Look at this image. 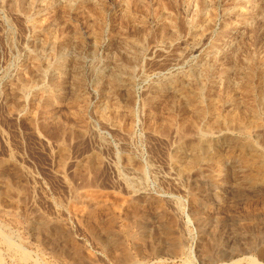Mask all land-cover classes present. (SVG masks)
<instances>
[{
    "label": "rangeland",
    "instance_id": "obj_1",
    "mask_svg": "<svg viewBox=\"0 0 264 264\" xmlns=\"http://www.w3.org/2000/svg\"><path fill=\"white\" fill-rule=\"evenodd\" d=\"M263 7L0 0V228L30 254L22 260L0 238L3 262L203 264L190 253L209 248L204 264L230 262L225 249L264 264V185L248 183L261 169L242 148L247 135L264 161ZM196 69L204 101L191 93ZM202 137L221 148L189 167L179 150Z\"/></svg>",
    "mask_w": 264,
    "mask_h": 264
},
{
    "label": "bare ground",
    "instance_id": "obj_2",
    "mask_svg": "<svg viewBox=\"0 0 264 264\" xmlns=\"http://www.w3.org/2000/svg\"><path fill=\"white\" fill-rule=\"evenodd\" d=\"M32 1V0H31ZM138 1V0H137ZM64 3V2H63ZM66 3V2H65ZM72 3V2H71ZM139 3V2H138ZM202 3V2H201ZM256 3V2H255ZM30 4V3H29ZM75 4V3H74ZM73 4V5H74ZM97 4H99V3H97ZM191 4V3H190ZM141 5V4H140ZM144 5V4H143ZM76 6V5H75ZM26 7V6H25ZM29 7V6H28ZM189 7H191V6H189ZM203 7V6H202ZM214 7V6H213ZM192 8V7H191ZM264 8V7H263ZM69 9V8H68ZM67 9V10H68ZM72 9V8H71ZM198 10V9H197ZM69 11V10H68ZM90 11V10H89ZM98 11H99V9H98ZM104 11V10H103ZM246 11V10H245ZM28 12V11H27ZM34 12V11H33ZM70 12V11H69ZM128 12V11H127ZM231 12V11H230ZM95 13V12H94ZM198 13V12H197ZM244 13V12H243ZM97 14H99V13H97ZM190 14V13H189ZM242 14V13H241ZM89 15V14H88ZM142 16V15H141ZM146 16V15H145ZM169 16V15H168ZM207 16V15H206ZM27 17V16H26ZM89 17V16H88ZM170 17V16H169ZM106 18V17H105ZM33 19V18H32ZM201 19H203V18H201ZM29 20V19H28ZM96 20V19H95ZM136 20V19H135ZM138 20V19H137ZM141 20V19H140ZM32 21H34V20H32ZM35 21H37V20H35ZM100 21H102V20H100ZM133 21H134V19H133ZM142 21H143V19H142ZM256 21V20H255ZM98 22V21H97ZM137 22V21H136ZM198 22V21H197ZM206 22V21H205ZM252 22V21H251ZM258 22V21H257ZM169 23V22H168ZM33 24V23H32ZM39 24V23H38ZM96 24V23H95ZM34 25V24H33ZM170 25V24H169ZM204 25V24H203ZM248 25V24H247ZM102 26V25H101ZM160 26V25H159ZM166 26V25H165ZM206 26V25H205ZM98 27V26H97ZM175 27V26H174ZM261 27V26H260ZM96 28V27H95ZM105 28V27H104ZM142 28H143V26H142ZM259 28V27H258ZM49 29V28H48ZM137 29V28H136ZM165 29V28H164ZM204 29V28H203ZM202 29V30H203ZM264 29V28H263ZM95 30V29H94ZM172 30H174V29H172ZM256 30V29H255ZM46 31H47V29H46ZM137 31V30H136ZM144 31H146V30H144ZM163 31V30H162ZM179 31V30H178ZM199 31H201V30H199ZM258 31V30H257ZM10 32V31H9ZM165 32V31H164ZM177 32V31H176ZM192 32V31H191ZM160 33H161V31H160ZM169 33H171V32H169ZM168 33V34H169ZM206 33V32H205ZM254 33V32H253ZM198 34V33H197ZM249 34V33H248ZM146 35V34H145ZM174 35V34H173ZM133 36V35H132ZM144 36V35H143ZM171 36V35H170ZM11 37V36H10ZM139 37V36H138ZM196 37V36H195ZM243 38V37H242ZM255 38V37H254ZM179 39V38H178ZM196 39V38H195ZM169 40V39H168ZM196 41V40H195ZM237 41V40H236ZM142 42V41H141ZM240 42V41H239ZM244 42V41H243ZM131 43V42H130ZM144 43V42H143ZM235 43V42H234ZM240 44V43H239ZM246 44H247V42H246ZM131 45V44H130ZM231 47V46H230ZM227 48V47H226ZM227 50V49H226ZM218 52V51H217ZM234 52V51H233ZM239 52V51H238ZM243 53V52H242ZM250 53V52H249ZM208 55V54H207ZM235 55V54H234ZM48 56V55H47ZM225 56H226V54H225ZM230 56V55H229ZM246 56V55H245ZM49 57V56H48ZM221 57V56H220ZM37 58V57H36ZM213 58V57H212ZM243 58V57H242ZM37 59H39V58H37ZM43 59V58H42ZM137 59V58H136ZM205 59V58H204ZM238 59H239V57H238ZM33 60H35V59H33ZM133 60V59H132ZM236 60V59H235ZM244 60V59H243ZM247 60V59H246ZM135 61H137V60H135ZM206 61V60H205ZM213 61V60H212ZM211 61V62H212ZM225 61V60H224ZM45 62V61H44ZM226 62V61H225ZM252 62V61H251ZM69 63V62H68ZM236 63H238V61L236 60ZM46 64H48V63H46ZM52 64V63H51ZM55 64V63H54ZM59 64V63H58ZM79 64V63H78ZM212 64V63H211ZM227 64V63H226ZM242 64V63H241ZM76 65V64H75ZM80 65V64H79ZM214 65V64H213ZM240 65V64H239ZM41 66V65H40ZM50 66V65H49ZM64 66H65V62H64ZM243 66V65H242ZM46 67H47V65H46ZM53 67V66H52ZM72 67V66H71ZM70 67V68H71ZM223 67V66H222ZM231 67H233V66H231ZM48 68V67H47ZM49 68H51V66L49 67ZM54 68V67H53ZM57 68V67H56ZM82 68V67H81ZM221 68V67H220ZM230 68V67H229ZM35 69V68H34ZM44 69V68H43ZM192 69V68H191ZM205 69H207V68H205ZM46 70H48V69H46ZM46 70H45V72H46ZM50 70V69H49ZM119 70V69H118ZM193 70V69H192ZM202 70H204V69H202ZM241 70V69H240ZM201 70H199V69H196V71H192L193 73H191V75H189V77H188V81H189V83H190V85H191V93L193 94V96H194V98H196L197 99V101H201L202 99H203V92H204V82H203V80H202V78H201V75H203L202 73H203V71H201ZM60 72V71H59ZM72 72V71H71ZM123 72V71H122ZM210 72V71H209ZM242 72V71H241ZM249 72V71H248ZM199 73H201V74H199ZM236 73V72H235ZM237 73H238V71H237ZM42 74V73H41ZM41 74H40V76H41ZM116 74V73H115ZM242 74V73H241ZM248 74V73H247ZM250 74V73H249ZM82 75V74H81ZM117 75V74H116ZM238 75H239V73H238ZM39 76V77H40ZM58 76V75H57ZM56 76V77H57ZM115 76V75H114ZM113 76V78H115ZM249 77V76H248ZM53 78V77H52ZM74 78V77H73ZM76 78V77H75ZM79 78V77H78ZM77 78V79H78ZM85 78V77H84ZM109 78V77H108ZM204 78V77H203ZM229 79V78H228ZM231 79V78H230ZM44 80V79H43ZM84 80V79H83ZM114 80V79H113ZM117 80V79H116ZM175 79H173V77H172V79H171V81H174ZM255 80V79H254ZM76 81V80H75ZM120 81V80H119ZM126 81V80H125ZM131 81V80H130ZM118 82V81H117ZM127 82V81H126ZM223 82V81H222ZM225 82V81H224ZM227 82H228V80H227ZM31 83V82H30ZM173 83V82H172ZM234 83V82H233ZM25 84V83H24ZM121 84V83H120ZM128 84V83H127ZM227 84V83H226ZM235 84H236V82H235ZM244 84V83H243ZM27 85V84H26ZM51 85V84H50ZM106 85V84H105ZM109 85V84H108ZM113 85V84H112ZM111 85V86H112ZM186 85V84H185ZM229 85V84H228ZM242 85V84H241ZM65 86V85H64ZM184 86V85H183ZM245 86V85H244ZM26 87H28V86H26ZM40 87V86H39ZM21 88V87H20ZM30 88V87H29ZM54 88V87H53ZM240 88V87H239ZM28 89V88H27ZM62 90V89H61ZM110 90V89H109ZM108 90V91H109ZM118 90V89H117ZM219 90V89H218ZM28 91V90H27ZM47 91V90H46ZM59 91V90H58ZM128 91V90H127ZM179 91V90H178ZM20 92V91H19ZM22 92V91H21ZM57 93H59V92H57ZM116 93V92H115ZM53 94V93H52ZM78 94V93H77ZM80 94V93H79ZM205 94V93H204ZM67 95V94H66ZM71 95V94H70ZM174 95V94H173ZM246 95V94H245ZM62 96H64V95H62ZM192 96V97H193ZM220 96V95H219ZM77 97V96H76ZM216 97V96H215ZM218 97V96H217ZM222 97V96H221ZM256 97V96H255ZM61 98V97H60ZM133 98H134V96H133ZM191 98V97H190ZM47 99H48V97H47ZM214 99V98H213ZM245 99V98H244ZM128 100V99H127ZM203 101H204V99H203ZM202 101V102H203ZM246 101V100H245ZM75 102V101H74ZM77 102V101H76ZM79 103H80V101H79ZM172 103V102H171ZM201 103V102H200ZM216 104H217V102H215ZM237 103V102H236ZM257 103H258V106L257 107H259V105H263V103H264V94H260V95H258V97H257ZM196 104V103H195ZM202 104V103H201ZM112 105V104H111ZM111 105H110V107H111ZM242 105V104H241ZM214 106H215V104H214ZM15 107V106H14ZM212 107V106H211ZM241 107V106H240ZM246 107V106H245ZM220 108H221V106H220ZM261 108H263V107H261ZM80 109V108H79ZM82 109V108H81ZM206 109H208V108H206ZM202 110V109H201ZM108 111V110H107ZM113 111V110H112ZM237 110H235V112H236ZM260 111V110H259ZM87 112V111H86ZM115 112V111H114ZM168 112V111H167ZM195 112V114H196V112L197 111H194ZM216 112V111H215ZM225 112H226V110H225ZM246 112V111H245ZM257 112V111H256ZM103 113V112H102ZM113 113V112H112ZM116 113V112H115ZM114 113V114H115ZM207 113V112H206ZM259 113V112H258ZM174 114V113H173ZM197 114H199V115H197V116H201L202 115V111H200V112H198ZM205 113H203V115H204ZM217 114V113H216ZM241 114V113H240ZM83 115V114H82ZM106 115V114H105ZM113 115V114H112ZM111 115V116H112ZM191 115H193V114H191ZM233 115H235V113L233 114ZM245 115V114H244ZM119 116V115H118ZM195 116V115H194ZM196 116V117H197ZM103 118H104V116H103ZM170 118V117H169ZM178 118V117H177ZM251 118V117H250ZM239 119V118H238ZM61 120V119H60ZM192 120V119H191ZM118 121V120H117ZM116 121V122H117ZM123 121V120H122ZM188 121V120H187ZM193 121V120H192ZM241 121H243L242 119H241ZM263 121V120H262ZM238 122V121H237ZM168 123V122H167ZM206 123V122H205ZM211 123V122H210ZM209 123V124H210ZM164 124H166V123H164ZM163 124V125H164ZM186 124V123H185ZM208 124V125H209ZM214 124V123H213ZM216 124V123H215ZM56 125V124H55ZM86 125V124H85ZM116 125H117V123H116ZM118 125H120V123H118ZM167 125V124H166ZM190 125V124H189ZM244 125H246V124H244ZM57 126V125H56ZM126 126V125H125ZM159 126V125H158ZM196 126V125H195ZM194 126V127H195ZM204 126V125H203ZM238 126L239 127H241L242 129H245V126H243V124L241 123V122H239L238 123ZM248 126V125H247ZM255 126V125H254ZM257 126V125H256ZM122 127V126H121ZM188 127V126H187ZM197 127V126H196ZM120 128V127H119ZM167 128V127H166ZM168 128H170V127H168ZM172 128V127H171ZM185 128V127H184ZM211 128V127H210ZM209 128V129H210ZM250 128V127H249ZM252 128H254V127H252ZM163 129V128H162ZM217 129V128H216ZM69 130V129H68ZM173 130V129H172ZM212 130V129H211ZM211 130L209 131V132H211ZM219 130V129H218ZM255 130V129H254ZM177 131H178V129H177ZM180 131V130H179ZM198 131V130H197ZM203 132H204V129L202 130ZM214 131H216V130H214ZM241 132H242V130H240ZM71 132V131H70ZM200 132V131H199ZM209 132H206L205 134H207V133H209ZM60 133V132H59ZM67 133H69V132H67ZM74 133V132H73ZM128 133V132H127ZM201 134V133H200ZM204 134V135H205ZM184 135V134H183ZM202 136H203V133L201 134ZM60 136V135H59ZM189 136V138H190V134L188 135ZM207 137H208V135H207ZM207 137L206 138H204V137H202L201 139H200V141L198 140V142H196V143H194V145H193V143L191 142V144L193 145L192 146V148L190 149V150H186L185 148H180V154H182V156L184 157L185 156V158L186 159H188V166L190 165V166H194V165H197V164H199L200 165V163L203 161H210V160H212L214 157H216V153L218 152L217 150L219 149V148H221V147H219V146H215L214 144H211L210 142H208V139H207ZM186 140V139H185ZM242 140V139H241ZM239 141V140H238ZM256 147V144L252 141V139H250V137H248L247 135L245 136V141L242 143V148H243V151H244V149L246 150V149H249V150H251L252 152H254L252 155H250L249 156V158H245V159H248L246 162L248 163V165L250 166V167H258V168H260L261 170H260V175H252V176H250V177H248V183H253V185H264V164L262 163V162H264L263 160H259L258 159V157L260 156V153H257V151L256 150H253L254 148ZM64 152H66V150L64 151ZM250 153V152H249ZM175 155H176V153H174ZM249 155V154H248ZM65 156V155H64ZM126 156V155H125ZM140 156V155H139ZM224 156V155H223ZM182 157V158H183ZM98 159V158H97ZM97 159H95L96 161H97ZM127 163V162H126ZM262 163V164H261ZM187 164V163H186ZM128 165V164H127ZM174 165V164H173ZM181 166V165H180ZM189 166V167H190ZM245 166V165H244ZM120 167V166H119ZM246 167V166H245ZM93 168V167H92ZM143 168H145V167H142L141 169H143ZM183 168V167H182ZM257 168V169H258ZM135 169V168H134ZM188 169V168H187ZM192 168H189L188 170H191ZM193 170H196V171H199L198 169H193ZM259 170V169H258ZM178 171V170H177ZM255 171V170H254ZM238 172V171H237ZM210 173V172H209ZM199 175V174H198ZM197 176V175H196ZM199 177V176H198ZM137 178V177H136ZM135 179V178H134ZM221 179H222V177H221ZM128 180V179H127ZM130 180V179H129ZM133 180V179H132ZM141 181V180H140ZM143 181H146V180H143ZM228 181V180H227ZM235 183V182H234ZM237 183V182H236ZM243 183V182H242ZM241 183V184H242ZM245 183H246V181H245ZM132 184V183H131ZM148 184V183H147ZM146 184V185H147ZM137 185V184H136ZM143 185V184H142ZM129 186V185H128ZM131 186V185H130ZM232 186V185H231ZM145 187V186H144ZM8 188V187H7ZM137 188H138V186H137ZM11 189V188H10ZM134 189V188H133ZM12 190V189H11ZM10 191V190H9ZM134 191V190H133ZM132 191V192H133ZM140 191V190H139ZM84 192V191H83ZM89 192V191H88ZM131 192V193H132ZM137 192V191H136ZM232 192V191H231ZM5 193H7V192H5ZM221 194H222V192H220ZM11 194H13V193H11ZM93 194V193H92ZM96 196V195H95ZM104 196V195H103ZM132 196V195H131ZM81 198V197H80ZM75 199H77V198H75ZM96 199H97V197H96ZM118 199V198H117ZM126 199V198H125ZM141 199V198H140ZM139 199V200H140ZM145 199V198H144ZM82 200V199H81ZM90 200V199H89ZM80 201V200H79ZM88 201V200H87ZM94 201V200H93ZM118 201V200H117ZM137 201H138V199H137ZM213 201V200H212ZM80 202H82V201H80ZM102 202V201H101ZM107 202V201H106ZM211 202V201H210ZM239 202V201H238ZM236 203V202H235ZM120 204V203H119ZM123 204V203H122ZM237 204V203H236ZM87 206V205H86ZM90 206V205H89ZM160 206V205H159ZM116 207V206H115ZM114 207V208H115ZM113 208V209H114ZM140 208V207H139ZM159 208V207H158ZM162 208V207H161ZM116 209V208H115ZM120 209V208H119ZM126 209V208H125ZM157 209V208H156ZM229 209V208H228ZM251 209V208H250ZM134 210V209H133ZM197 210V209H196ZM141 211V210H140ZM164 211V210H163ZM198 211V210H197ZM256 211V210H255ZM226 212V211H225ZM111 213V212H110ZM221 213V212H220ZM227 213V212H226ZM252 213V212H251ZM256 213V212H255ZM224 214V213H223ZM253 214V213H252ZM251 214V215H252ZM118 215V214H117ZM95 216V215H94ZM128 216V215H127ZM219 216V215H218ZM255 217V216H254ZM218 218V217H217ZM220 218V217H219ZM115 219V218H114ZM132 219V218H131ZM165 219V218H164ZM250 219V218H249ZM261 219V218H260ZM130 220V219H129ZM133 220V219H132ZM169 220V219H168ZM219 220V219H218ZM114 221V220H113ZM138 221V220H137ZM220 221V220H219ZM107 222V221H106ZM115 222V221H114ZM141 222V221H140ZM217 222V221H216ZM104 223H105V220H104ZM108 223V222H107ZM166 223V222H165ZM205 223V222H204ZM218 223V222H217ZM217 223H216V225H217ZM109 224V223H108ZM147 224V223H146ZM211 224V223H210ZM99 225V224H98ZM106 225V224H105ZM125 225V224H124ZM144 225V224H143ZM1 226V225H0ZM108 226V225H107ZM118 226V225H117ZM126 226V225H125ZM244 226V225H243ZM104 227V226H103ZM129 227V226H128ZM159 227V226H158ZM254 227V226H253ZM110 228V227H109ZM122 229V228H121ZM176 229V228H175ZM221 230H222V228H221ZM230 231V230H229ZM6 232V231H5ZM177 232V231H176ZM202 232V231H201ZM125 233V232H124ZM136 233V232H135ZM8 234V233H7ZM109 234V233H108ZM118 234H120V233H118ZM179 234V233H178ZM228 234V233H227ZM232 234V233H231ZM9 236H10V234H8ZM105 235V234H104ZM103 235V236H104ZM9 236H7L5 233H4V231H2L1 230V228H0V238H1V240L4 242V244L6 245V247H8V249L9 250H11L12 252L13 251H15L16 253L17 252H19L20 253V256L19 257H21L22 258V260H30V254L27 252V251H23V250H21L22 248H21V244H20V246H18L17 245V243L15 244L14 242H13V240L12 239H10L9 238ZM137 236H138V234H137ZM115 237V236H114ZM220 237V236H219ZM105 238V237H104ZM138 238V237H137ZM222 238V237H221ZM220 238V239H221ZM106 239V238H105ZM136 238H134V240H135ZM72 240V239H71ZM110 240V239H109ZM109 240H107V241H109ZM122 240V239H121ZM120 240V241H121ZM160 240H161V238H160ZM166 240V239H165ZM189 240V239H188ZM208 240V239H207ZM104 241V240H103ZM112 241V240H111ZM137 241V240H136ZM210 241V240H209ZM253 241V240H252ZM260 241H261V239H260ZM133 242V241H132ZM165 242V241H164ZM176 242V241H175ZM134 243V242H133ZM184 243V242H183ZM195 243H196V241H195ZM201 243V242H200ZM208 242H206V244H207ZM219 243V242H218ZM258 243V242H257ZM260 243V242H259ZM145 244V243H144ZM154 244V243H153ZM167 244V243H166ZM136 245V244H135ZM143 245V244H142ZM168 245V244H167ZM124 246V245H123ZM186 246V245H185ZM229 246V245H228ZM104 248H105V246H103ZM122 247V246H121ZM21 248V249H20ZM213 248H214V246H213ZM24 249V248H23ZM26 249V248H25ZM63 249V248H62ZM174 249H175V247H174ZM177 249V248H176ZM178 249H180V247L178 248ZM245 249V248H244ZM1 250V249H0ZM143 250H144V248H143ZM173 250V249H172ZM182 250V249H181ZM215 250V249H214ZM242 250V249H241ZM2 251V250H1ZM115 251V250H114ZM118 251V250H117ZM125 251V250H124ZM129 251V250H128ZM178 251H180V250H178ZM168 252H169V250H168ZM220 252V253H219ZM219 252L217 251V253H219L221 256L220 257H224V258H227V259H229L230 260V262H228V263H226V262H224V263H218V264H246V263H242V260L243 259H247L248 260V263L247 264H262V263H259V261H257L256 260V258L254 259V257H253V255L251 256V255H246V256H244V258H237V259H233V257H232V255L230 254V252L229 251H227L226 249L225 250H219ZM251 251L250 250H247V251H245L244 253L246 254V253H250ZM32 253V252H31ZM177 253H179V252H177ZM177 253H175V252H172L171 254H170V252L168 253L170 256H173L174 258H175V256H177L178 254ZM203 253V252H202ZM67 254V253H66ZM158 254V257L159 256H163V255H161V254H159V253H157ZM176 254V255H175ZM180 254V253H179ZM191 255H192V258H194L195 260H201V262L204 264V262H207V260H205V258H207L208 260H210V261H212V259L214 258H211L212 257V254H213V252L209 249V248H207L206 250H205V253H203L202 255H204V256H202L201 254H199V252L196 250V248H195V250H192L191 251V253H190ZM199 254V255H198ZM233 254H235V253H233ZM243 254V253H242ZM14 255V254H13ZM114 255V254H113ZM126 255V254H125ZM166 255V254H165ZM213 255H215V254H213ZM16 256V255H15ZM65 256V255H64ZM68 256H69V254H68ZM120 256V255H119ZM183 256V255H182ZM61 257V256H60ZM79 257V256H78ZM131 257V256H130ZM130 257H127L124 261H126V262H130L131 260H133L132 258H133V256H132V258H130ZM139 257V256H138ZM146 257V256H145ZM185 257V256H184ZM186 257H188V256H186ZM219 257V256H218ZM3 256L1 255V252H0V264H5L4 262H3ZM204 258V259H203ZM221 258V259H222ZM264 258V257H263ZM180 259H182V258H180ZM184 259H185V261H184ZM184 259H182V261H184L182 264H195V262H193L191 259L190 260H188V258H187V260H186V258H184ZM193 259V260H194ZM203 259V260H202ZM216 259V258H215ZM20 261H21V259H19ZM73 260V259H72ZM78 260V259H77ZM80 260V259H79ZM176 260V259H175ZM220 260V259H219ZM218 260V261H219ZM222 260H224L225 261V259H222ZM141 261V260H140ZM140 261H137V262H140ZM167 261V260H166ZM217 260H215V262H218ZM221 261V260H220ZM228 261V260H227ZM84 262V261H83ZM223 262V261H222ZM75 263V262H74ZM77 263V262H76ZM140 263H142V262H140ZM162 263V262H161ZM25 264V263H24ZM35 264H40V263H38V262H35ZM80 264V263H79ZM129 264V263H128ZM196 264H197V262H196Z\"/></svg>",
    "mask_w": 264,
    "mask_h": 264
}]
</instances>
